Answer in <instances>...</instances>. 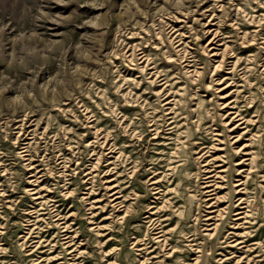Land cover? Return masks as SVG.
<instances>
[{"label":"rangeland","instance_id":"rangeland-1","mask_svg":"<svg viewBox=\"0 0 264 264\" xmlns=\"http://www.w3.org/2000/svg\"><path fill=\"white\" fill-rule=\"evenodd\" d=\"M173 25L184 33V44L176 46L179 41L174 37ZM208 27L227 35L224 39L227 54L233 51L240 58L233 74L236 83L224 91H217L225 83L219 84L216 79L231 75L228 67L234 57L228 59L224 69L211 74V56L204 49ZM243 32L245 38L254 39L246 50ZM135 44L146 46L150 57L161 62L159 68L169 69L174 75L172 81L179 80L172 88L167 86V90L178 92L174 108L178 120L175 119L174 127L165 129L167 133H160L164 137H152L154 126L150 123L155 121L157 126L167 127L166 110L161 98L154 94L156 90L151 87L148 73L142 71L144 62L130 59ZM138 51L135 47V52ZM182 54L186 61L180 59ZM261 56H264V0H0V158L7 168V174L2 175L0 170V181L7 189V195H0L3 226L0 264H31L28 246L22 247L19 239L22 224L27 222L23 220L24 208L31 203L25 191L28 160L19 154L24 144L40 164L39 168H43L41 184L51 188L50 195L58 200L60 208L65 207L66 211L72 204L74 227L84 242L88 264H106L109 260H113L111 264H139L143 257L132 245L133 236H144L148 224L144 210L150 202L161 201L155 197L149 178L152 171L164 170L172 160H180L183 165L161 180L164 186L172 187L165 196L167 210L162 212L167 213L169 236L178 251L169 257L161 251L156 262L193 264L195 252L186 245L187 235L192 234L201 244L198 264H227L220 257L223 259L230 247L221 240L232 229L231 209L220 220L217 238L203 234L204 226L195 219L197 212L206 213L202 210L207 209L195 177L198 167L194 159L198 144L195 142L221 146L223 149L214 151L224 153L225 165L232 166L240 156L234 148L247 142L251 135L264 167ZM243 66H247L245 74ZM187 67L200 71L193 74L197 83L185 70ZM235 87L238 92L222 97ZM230 100L234 101L226 107L220 104ZM232 104L236 107H229ZM236 108L247 117L255 114L253 117L257 118L256 122L248 121L245 132L239 127L228 130L227 113ZM21 127L23 132L15 141ZM97 128L102 133L95 137ZM238 131L242 132L240 138L231 142L229 136ZM104 133L116 145V151L109 152V145H102ZM166 141L167 147L162 143ZM63 157L68 166H61ZM97 159L92 198L101 200L95 206L107 203L104 193L108 180H112L124 186V194L128 195L125 204L129 207V215L124 218H120L124 206L120 212L108 203L103 210L94 209L98 212L96 220L109 225L102 240L112 237L102 247L97 243L102 235L90 228L94 223L87 219L89 215L81 199L82 192L87 191L84 168ZM76 162L79 167L73 169ZM64 168L66 175L60 176ZM263 173L254 171L248 180L253 216L258 221L251 234L260 242L258 249L263 254L260 264H264ZM232 174L228 172L226 187L219 191L225 195L221 206L231 201ZM62 179L73 189L70 197L60 191L65 182ZM43 217L40 222L44 225L50 217L48 214ZM44 228L45 234L55 231L53 227ZM103 248L104 256L100 250Z\"/></svg>","mask_w":264,"mask_h":264},{"label":"bare ground","instance_id":"bare-ground-1","mask_svg":"<svg viewBox=\"0 0 264 264\" xmlns=\"http://www.w3.org/2000/svg\"><path fill=\"white\" fill-rule=\"evenodd\" d=\"M203 11V10H202ZM213 19V18H212ZM179 21V20H178ZM207 25V24H206ZM175 25L172 26L174 30L175 36L178 37L176 40L179 41L176 46L180 44H184L183 34L179 28H174ZM206 34L208 35V39L206 44L204 45V49L207 53L211 56L210 60L212 61V73L216 74V70L224 69L225 65L228 64L227 61L230 57H234L231 59L229 68L230 76L223 75L222 79L217 78V83L224 84V86L217 91H224L226 87H230V85L235 84V79L233 78V74L235 72L236 67L239 65L240 58L233 51L228 52V44L225 43L224 39L227 35H223L224 33L221 32L218 28H211L208 27L205 30ZM246 32L242 33V42L243 47L246 50L250 48V45L253 43L254 39H247L245 38ZM252 40V41H251ZM186 43V42H185ZM248 43V44H245ZM222 45V46H217ZM139 49L138 52H135ZM131 60L141 61L144 64L141 66L142 71H145L149 75L151 87L155 88L154 94L157 97H160L161 101L165 105L164 109L166 112L165 121L166 126L163 128L162 126H157V123L153 121L150 123L152 127L151 129L154 130L152 137H159L161 136V132H165L167 128H172L176 125L175 119H177L178 113L176 112L175 108V94L178 93L177 90L171 91L167 90V86L172 88L173 83L176 85L178 84L179 80H174V75L170 74L169 69H160V61L153 60L150 57L149 53L147 52L146 46L140 47L138 44L133 45L130 53ZM169 60L171 61V55L168 54ZM218 57V58H217ZM214 58H217L214 60ZM182 61H186L187 57L182 54L181 58ZM259 61H262L263 69L262 73H264V56H261ZM187 64V63H186ZM195 65V64H190ZM187 67L185 70L190 72L191 77L194 80V83H197L195 80L197 79L194 75H198L200 71L193 67L192 69H188ZM243 74L247 70V66H243ZM233 83V84H232ZM171 85V86H170ZM209 85V84H208ZM263 89V104H264V87ZM239 90L235 87L233 91L226 93L222 97L229 96L230 93L238 92ZM234 100L220 102L222 107H226L230 105ZM248 106H251L249 104ZM229 107H236L232 104ZM255 114H252V117H247L246 115L242 114L238 108L233 111H228L226 121L228 125V130L233 131L236 127L244 128L245 132L247 131V123L248 121L252 120V122H256L257 118H254ZM178 120V119H177ZM38 121V120H37ZM38 123V122H37ZM232 124V125H231ZM243 124V126H241ZM231 125V126H230ZM230 126V127H229ZM241 126V127H240ZM22 127L18 130V133L15 137V141L20 139L22 131ZM242 132H237L234 136H229L233 139L231 142L237 141ZM95 137L102 133L100 129H94ZM167 133V131L165 132ZM254 136V134L252 133ZM164 137V136H161ZM24 138V137H23ZM102 145H109L108 149L109 152H114L116 145L112 142H109V137L107 133L102 134ZM167 138V136H166ZM218 139V138H213ZM247 142H244L240 146L234 148V152L240 154L238 159L234 160L232 166L225 165L227 162V157L224 153L218 154L214 150L216 149H223L221 146L217 147L213 142H195L198 143L195 146L194 153L197 155L194 156V159L198 162L197 170L195 171L196 180H198V186L200 188V198L204 202L203 205L207 209H203L202 211H206V213L199 214L195 217L196 220H200L203 234L210 238H217L220 233V226H221V219L227 215L228 212H233V221L230 228L226 234L222 235L221 242L225 243L229 248L228 252L224 255L223 259L220 257L221 261L227 262V264H260L263 260L262 253L260 249H258L260 242L258 240H254L255 237L251 234V228L254 224L258 223L256 216H253V198L250 196V190L248 189V180L251 177L254 171H264L263 165L260 163L261 158L257 155L254 146L252 145L253 140L252 136L250 135L247 138ZM95 141V140H93ZM19 142V141H18ZM90 142H88L89 144ZM166 144L167 141L162 142ZM217 147V148H216ZM19 154L23 157V159L28 160L25 162V165L28 169V176H27V183L28 186L25 187V191L30 195L31 203L26 206L24 209L25 217L23 223L22 233L19 235V239H21L20 244L22 247L28 246L26 248L29 251L27 254L30 256L31 264H88L86 257L84 255L85 250L83 249L84 242L82 238H80L79 230L74 227L75 221L74 217H72L73 212L70 211V204L69 208L65 211V207L60 208V204L57 203V199L50 195L51 188L49 186H44L41 184L43 180L41 177L44 173H40L43 168H39V163H36L31 155L27 150V145H21ZM28 155V156H26ZM1 157V156H0ZM167 161V160H166ZM66 158L63 157L61 163L63 167L68 166L66 163ZM98 159L95 161L89 162L90 165L85 166L84 170V188H87V191L82 192L84 193L81 196V199L85 203V208L87 210L89 216L87 219L90 223H94L92 228L98 235H102L99 238L98 244L99 246H103L104 243L110 240L112 237L108 236L104 240L102 238L107 235L109 229L108 223H102L101 220L97 221L95 217L98 212L94 209L99 207L100 209H104L108 205L111 206L112 209L115 211H119L122 206V211L124 213L120 216V218H124L128 214L129 207L125 204L126 200H128V195L124 194V186L118 183H113L112 180L106 184V196H107V203L102 204L101 206H95L98 203L99 198H92V192L94 191L93 186V177L94 173L93 170L95 165L97 164ZM73 169H77L79 166L77 165ZM167 165V162H166ZM183 165L180 160H172L170 164L166 166L164 170H156L149 179H152L151 189H154L153 193L156 198H161V201H152L147 205V208L144 210L146 215V230L143 237L140 236H133L132 245L135 250H139L138 253L143 258L139 260V264H158L156 261V257H160L159 252L163 251L162 254L165 257H169L174 255L178 248L175 244H173V240L169 236V229L167 228V213L162 212L167 210V193L172 190V187L164 186L161 183V180L167 178L169 174H171V170L178 169L179 166ZM70 166V165H69ZM154 167V166H153ZM2 169V170H1ZM0 170L3 174H7V168L4 167V162L0 158ZM66 168L60 171V176H65ZM170 170V171H169ZM133 172V170H131ZM228 172H232V176H230V185H231V192L232 197L231 201H229L226 205L221 206L222 201H224L225 195H220L219 191L223 189L225 186V178L228 175ZM0 174V175H1ZM159 175V176H158ZM264 177V173L261 174ZM64 179H62L63 181ZM65 181V180H64ZM67 181H65L62 185L63 187L60 189L61 193L65 197H70L72 195L73 189H70L69 185H67ZM91 183V185H87ZM7 189L4 188V183L0 181V195L5 196L7 195ZM264 201V196H263ZM7 201V200H6ZM155 202V203H153ZM161 203V204H160ZM11 204V203H10ZM45 210V211H43ZM120 212V211H119ZM116 213V215L119 214ZM44 214H48L50 219L48 221L40 222L43 220ZM47 217V216H46ZM103 219V218H102ZM204 220V221H202ZM44 226H48V228L53 227L55 231L53 234H45L47 230ZM3 228L0 222V231ZM107 231V232H105ZM2 233V232H0ZM100 233V234H99ZM192 234L187 235L188 243L186 244L190 249L194 250L195 256L193 259V264L199 263V257L201 256V244L197 242L196 237L192 236ZM59 247L60 249L56 250L55 247ZM100 247V248H101ZM2 248V247H0ZM103 253V256L106 255V250L100 249ZM229 254V255H227ZM102 256V257H103ZM261 260L260 262H258ZM106 261V260H105ZM113 260H109L106 264H111Z\"/></svg>","mask_w":264,"mask_h":264}]
</instances>
